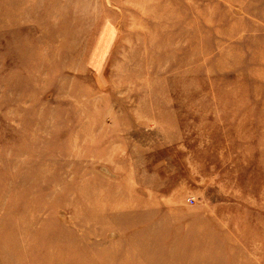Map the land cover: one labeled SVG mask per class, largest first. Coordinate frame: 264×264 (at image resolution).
<instances>
[{
  "label": "rangeland",
  "instance_id": "374dc122",
  "mask_svg": "<svg viewBox=\"0 0 264 264\" xmlns=\"http://www.w3.org/2000/svg\"><path fill=\"white\" fill-rule=\"evenodd\" d=\"M0 264H264V0H0Z\"/></svg>",
  "mask_w": 264,
  "mask_h": 264
}]
</instances>
